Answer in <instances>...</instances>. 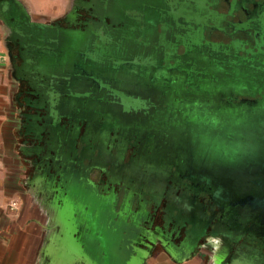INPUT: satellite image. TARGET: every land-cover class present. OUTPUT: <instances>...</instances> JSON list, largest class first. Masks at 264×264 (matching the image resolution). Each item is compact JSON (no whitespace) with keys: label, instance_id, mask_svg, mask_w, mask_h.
<instances>
[{"label":"flooded vegetation","instance_id":"obj_1","mask_svg":"<svg viewBox=\"0 0 264 264\" xmlns=\"http://www.w3.org/2000/svg\"><path fill=\"white\" fill-rule=\"evenodd\" d=\"M70 1V7L51 20L35 19L29 13L31 20L52 26L49 42L41 36L8 38L20 118L19 147L29 182L57 190L55 196L58 189L68 193L80 188L110 199V218H95L91 203H83L88 213L86 218L82 212L75 214L81 215L76 236L94 238L98 230L87 229V224L106 222L121 244L118 253L125 250L129 255L131 241L154 236V250L174 247L182 255L187 251L185 257L194 259V264H264V207L253 210L237 203L251 193L255 178L263 182L258 196L264 198V0H206L203 14H209L210 20L203 42L218 44L220 51L211 50L213 58L226 62L217 71L209 67L208 74L201 70L213 58L205 50L185 56V46L179 43L178 56L164 60L163 53L171 50L170 35L188 32L176 26L168 15L171 7L164 3L111 0L112 11L100 18L94 9L100 0ZM181 1L175 0L177 5ZM192 4L187 11L195 16L197 8ZM131 10L137 13L127 14ZM186 22L183 17L178 20L181 25ZM30 40L34 51L24 47ZM178 62L181 70L166 69ZM94 64L107 73L120 71V76L131 79L155 76L160 81L153 89L124 85V80L109 77ZM212 72L218 82L212 81ZM186 76H195V87L204 89L190 88ZM180 84L183 88L175 93ZM116 92L141 99L145 107L126 110ZM52 96L61 101L55 108L48 101ZM100 97L109 108L103 115L111 122L102 152L90 136L100 124L95 121L90 126L83 116L87 102ZM166 110V120L190 119L198 110L213 113L214 121L182 125L174 137L181 141L173 142L159 126L150 130L148 123L134 117L157 112L161 119ZM219 117L224 120L217 121ZM148 135H153L152 142ZM201 139L204 145L199 144ZM160 144L163 149L155 152ZM152 151L170 158L161 168L164 187L150 190L146 179L113 178L114 171L130 168L139 155ZM120 217L126 225L117 227Z\"/></svg>","mask_w":264,"mask_h":264},{"label":"water","instance_id":"obj_2","mask_svg":"<svg viewBox=\"0 0 264 264\" xmlns=\"http://www.w3.org/2000/svg\"><path fill=\"white\" fill-rule=\"evenodd\" d=\"M153 1L159 4L164 3L167 7H171L170 10H168V15L170 16V18L175 20L176 26L179 29L184 28L188 30L187 34L184 36L179 32H173L170 35L171 39L167 41V44L168 49L170 48L171 50L163 53L165 61L169 62L171 59L176 58L178 56L177 47L179 43L185 46V56H191L196 50L200 49L205 50L208 54H210V57L213 58L214 53L212 51H220L218 44L203 42V31L205 25H207L210 20L209 14H203V11L207 10L206 0H180V7H177L179 5L176 4L175 0ZM192 3H194L197 8V13L195 16H192L190 14V10L189 12L187 11L188 7L190 8L191 5H193ZM94 9L98 11L99 17L103 18L105 17V15L107 16V11H112V2L111 0L97 1L96 5H94ZM136 13L137 12L131 10L127 14L131 15ZM183 13L185 15H183ZM29 16L30 15L28 9L26 8L22 0H0V17L4 20V22L9 28L8 38H22L26 40L41 36V40H48V36L52 34V26L46 23L33 21L30 19ZM181 17L186 19V25H181L180 23H178V20ZM192 19H194V22L192 21ZM164 30L167 32V26L164 27ZM49 41L50 40H48V42ZM24 47L30 51H34L36 48L35 44L32 43L31 40L30 42H26L24 44ZM49 53L50 52H47L44 55L47 56L49 55ZM30 63H32V61H30ZM178 64L179 62L177 64H168L166 69L170 72L174 70H181L179 69ZM186 79V82L189 84L190 88H200L201 86H203L200 85L195 87V76H186ZM148 81L155 87L156 84H158V81H160V79H157L155 76H148ZM182 88L183 84L178 85V89ZM114 95L118 96L121 99V103L126 110H138L139 108L145 107V103L139 98L128 97L127 95L119 92H116ZM48 101H50L53 108L57 107L58 104L61 103L58 97L53 96L50 97ZM55 110L56 109H53V111ZM55 112L58 111L56 110ZM239 179H242V177ZM244 179H246V177H244ZM262 183L263 182L260 180V178L259 180L258 178H255L252 181V184H254L255 187L251 190V193L246 195V197H244L237 203L243 206L248 205L252 207L253 210L259 209L260 207H264V198L258 196L259 191L263 188L261 187L263 185ZM37 185V188H33V193L36 199L39 198L37 202L39 205H41L44 214L47 215V217L49 218L48 225L46 226V229H48V233L46 235L43 245L41 246L38 264H81V259L83 261V264H95L88 251L86 249H83L80 236H76V234L79 233V219L81 218V215L78 218L75 214H81L82 212V214L84 213V216L82 215V218H86L85 214H87L88 212H85L83 210V203L90 202L91 206H89L88 204L89 209L95 211L94 216L96 218L98 216L110 218L111 214L107 211L110 208V205L107 209L102 207V203L106 200L98 198L96 192H89L84 189L76 188L72 192L65 193L64 190L58 189L59 195L55 196L54 192H56L57 190H46L41 187L42 185ZM160 185L164 187L166 184L164 182H160ZM53 194L55 196L54 199L51 198ZM40 195L43 196L41 197ZM85 199L87 201H84ZM87 227H90V224H87ZM95 230L96 227L93 228V230L91 231ZM146 239L147 241L142 240L141 242L137 239L131 241L130 245L133 247L132 253L128 255L125 250L121 251L117 254V258H120V261L123 264L145 263L146 260L151 256V251L157 241L154 236L146 237ZM106 241L110 240H101V242H103L102 244L106 243ZM88 243L89 247H95L94 243L96 244V241L95 238H93V235L88 237ZM189 244L190 243H188L187 246L188 248H190ZM140 245H143L144 247H139ZM165 249L175 259H182L185 257V255H188L187 251H185L184 255H182V253L177 252L174 247H165Z\"/></svg>","mask_w":264,"mask_h":264},{"label":"crops","instance_id":"obj_3","mask_svg":"<svg viewBox=\"0 0 264 264\" xmlns=\"http://www.w3.org/2000/svg\"><path fill=\"white\" fill-rule=\"evenodd\" d=\"M8 35L9 28L0 17V264H38L49 218L33 193L34 187L27 178L19 147L20 118ZM14 202L16 206H13ZM94 238V249L89 247L88 240L82 238L81 241L95 264H123L117 258L118 250H121L117 239L106 241L109 245L104 243L106 249L100 250L96 246L102 244L101 239ZM109 247L116 254L111 253ZM193 261L190 256L175 259L163 248L159 252L152 249L151 256L143 264H194Z\"/></svg>","mask_w":264,"mask_h":264},{"label":"rangeland","instance_id":"obj_4","mask_svg":"<svg viewBox=\"0 0 264 264\" xmlns=\"http://www.w3.org/2000/svg\"><path fill=\"white\" fill-rule=\"evenodd\" d=\"M22 2L24 3V5L26 6V8L28 9L29 13L31 15H33V17L35 19H54L57 18L59 15H61L63 12H65L66 9H68L70 7L71 1L70 0H22ZM226 62L224 60H220L219 58H214V60L211 61L210 64H205L203 67V69L201 70L202 73L208 74L209 73V67L213 70V71H217L218 69L222 68L223 66H225ZM93 67L95 69H98L99 71H101L102 73H107V71H105L104 67L100 64H94ZM232 71V70H231ZM230 71V73H231ZM110 74L114 79H119V80H124V85H131V86H137V87H141V88H151L153 89L154 86L153 84H151L148 81V77H136L135 79H131V76H120V74H122L120 71L117 72H110L107 73ZM211 79L213 81V79H215L217 82L219 81L218 76H214V72H212ZM203 82H205V84H208L209 81L207 80V78H203ZM204 89V86H201L200 88H197L198 91H202ZM179 89L176 88L175 89V93H178ZM157 93H159L160 91H156ZM166 94L170 93V91H165ZM74 105H76V101L75 100H71V106L74 107ZM88 105V106H87ZM86 108L84 110L83 116H86L87 119L89 120L90 126L93 125L96 121V123L100 124V128L97 130H90V136L92 138V141L97 145V147L99 148V152H102V147H103V143L105 141V137L107 136V131L108 128L111 127V122L107 120L106 115H103L104 110L109 109L108 106L106 105V103L103 101V99L100 97L98 98V100L96 102H87L86 104ZM92 106H96L95 109L93 111H89L90 107ZM213 113H209L208 111H202V113H199L198 110H196V112L194 114H192V116L190 117V119H186L185 117H183L182 119H172L174 120V123H172L171 119L170 120H166L167 117L169 116L168 110L163 111V113H161L162 118L159 119V115L157 112H153L150 114V116L147 117H143L141 115H136L134 116L135 119L140 120V123L145 124L148 123L149 126H151L150 130H152L154 124L159 126L162 130H164L166 132V135L169 136L170 140L173 142H180L181 140L179 138L174 139V137H178L179 136V130L181 128L182 125L188 123V122H194V123H199L200 125H205L206 123H209L210 121H214V119L211 117ZM184 115V114H183ZM104 116V117H103ZM198 116V117H197ZM217 121H223L224 118L223 117H219L216 118ZM139 122V121H138ZM151 134V132H150ZM148 138L150 139V141L152 142L153 140V135H148ZM199 137L195 136L194 139H198ZM186 141H191V140H185L183 142ZM68 142L70 143V141L68 140ZM199 144H202L204 142V139L199 140ZM59 143V142H58ZM161 145V144H160ZM204 145V144H202ZM163 149L162 145L160 147H158V149L155 152H159ZM175 152H177L176 149ZM154 151H152L151 154H146L143 153L142 155H139L136 160L133 162L132 166L128 169L125 170H118V171H114V175L113 178L114 179H120L123 178L125 181H128L130 179H146L149 180L150 183H148L146 185L147 189H154L156 187H159L160 182H162L161 178L163 176V169L162 168V164H166L168 161H170V158L161 156V154H159L158 156ZM101 154V153H100ZM64 157L63 159L68 160L69 158V151L68 148L66 149L65 153L63 154ZM64 160V162H65ZM139 167H143V170L140 171L138 170ZM154 175V177H150L149 175ZM161 186V185H160ZM126 195V194H125ZM106 201H104L102 203V207H104L105 209L108 208V206L110 205L109 203L111 202L110 199H106ZM103 209V208H102ZM122 211V208L120 209V212ZM96 218V217H95ZM132 220H130L131 222ZM129 222V223H130ZM124 224L126 225V221L124 219V217H120V219L118 220V224L116 225L118 226H124ZM91 228H96V231L98 232L97 237L100 239H108V240H116L117 237L115 236V234H113L112 231V226L111 225H107L106 222H101L98 223L94 221V223H92V225L90 226ZM90 227H87V229L91 230ZM107 229H109L107 231ZM110 231V232H109ZM110 251V250H109ZM111 253H113L114 251H110ZM116 254V253H115Z\"/></svg>","mask_w":264,"mask_h":264},{"label":"built area","instance_id":"obj_5","mask_svg":"<svg viewBox=\"0 0 264 264\" xmlns=\"http://www.w3.org/2000/svg\"><path fill=\"white\" fill-rule=\"evenodd\" d=\"M16 204H17V203H16V202H14L13 206H16Z\"/></svg>","mask_w":264,"mask_h":264}]
</instances>
